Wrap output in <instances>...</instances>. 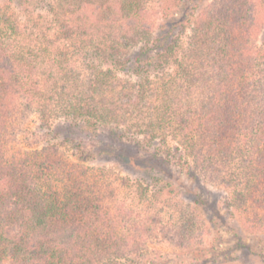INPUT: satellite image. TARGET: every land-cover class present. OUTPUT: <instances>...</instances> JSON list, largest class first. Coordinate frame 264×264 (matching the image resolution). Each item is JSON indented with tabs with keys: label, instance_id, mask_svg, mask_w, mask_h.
<instances>
[{
	"label": "trees",
	"instance_id": "obj_1",
	"mask_svg": "<svg viewBox=\"0 0 264 264\" xmlns=\"http://www.w3.org/2000/svg\"><path fill=\"white\" fill-rule=\"evenodd\" d=\"M51 1L0 0V264H140L132 251L141 248L139 238L152 231L150 225L137 226L130 235L119 234L101 197L64 172L55 144L24 158L8 155L4 137L12 120L18 112L25 115L32 107L41 108L45 101L38 90L40 82L33 77L37 54L27 44H13L25 25L12 16L10 8L29 15L33 8L43 7L55 17L51 20L60 32L76 30L79 23L71 21L78 12L94 15V23L99 24L91 25L96 28L111 23L106 13L116 16L115 22L119 17L126 29L112 40L105 58L136 79L148 76L161 67L162 58L173 55L178 44L175 32L190 21L189 13L176 19L173 6H166L163 22L153 31L141 0ZM261 2L214 0L192 24L194 35L180 63L185 84L175 121L184 146L177 171L183 174L189 204L199 214L186 217L180 231L169 236L177 242L193 241L200 223H214L221 208L230 215L233 207L250 212L248 221L264 224V49L250 44L261 26ZM65 7L71 21L60 19ZM127 46L135 51L124 57L119 49ZM44 51L60 69L63 52L51 55ZM106 73L101 72L97 83L90 80L86 84L87 93L64 105L69 121L61 128L68 127L69 135L63 139L73 141L78 136V149L83 135L95 132L97 122L118 121L114 103L105 101L100 106L93 95L104 89ZM49 133L53 138L63 137L58 127ZM111 134L117 142L126 137L116 128ZM128 148L114 155L138 173L156 177V172H165L173 161L169 150ZM96 151L111 154L115 150L99 147ZM51 178L60 184H45ZM206 181L226 188L223 200L227 207L220 204ZM234 234L239 240L241 234Z\"/></svg>",
	"mask_w": 264,
	"mask_h": 264
},
{
	"label": "rangeland",
	"instance_id": "obj_2",
	"mask_svg": "<svg viewBox=\"0 0 264 264\" xmlns=\"http://www.w3.org/2000/svg\"><path fill=\"white\" fill-rule=\"evenodd\" d=\"M141 1L148 26L153 31L158 30L163 22L162 13L166 6H173V18L178 19L189 13L190 21L185 22L183 29L176 30L178 44L173 55L162 58L161 67L139 79L126 70L117 69L105 58V50L112 40H117L122 30L126 29L120 25L123 23L121 17L120 22L119 17L115 22L116 16L106 13L104 16L111 17V23H101L96 28L99 23H94L97 18L90 12L75 13V21H71L72 15L65 7L60 11V19L71 18V23H79V26L76 30L71 28L73 30L70 29V32H60L51 20L55 17L43 7L33 8L29 15L15 7L10 8L12 16L25 25L13 44H27L37 54L33 77L40 82L38 90L45 101L41 103V108L32 107L28 112L25 111V115L18 112V117L12 120L11 128L4 137L7 153L24 158L32 156L33 151L42 146L55 144L64 172L69 173L72 180L82 182V187L101 197L119 234L130 235L137 226L145 223L150 225L152 231L139 238L143 243L141 248L132 251L142 262L140 264H264V224L248 221L246 215L249 216L250 212H242L235 207L229 210L232 215L221 208V215L214 223L206 220L200 223V230L190 243L169 238L173 232L180 231L186 217L199 214L195 206L189 204L190 199L184 191L187 186L183 184V174L177 171V167L181 168L179 156L183 158L184 146L175 121V110L182 105L181 90L185 80L180 63L194 35L192 24L214 0ZM51 2L56 4L55 0ZM259 10L261 26L253 33L250 44L264 49V0ZM92 23L96 25L92 26ZM45 49L51 55L63 52L60 69H57L49 55H43ZM119 50L120 55L128 57L133 55L135 48L127 46ZM107 70L110 73H106ZM101 72L109 76L101 93H93L94 98L100 106L105 101L113 102L118 108V121L97 122L95 136L91 132L83 135L82 148L78 149V136L73 141L63 139L69 135L68 127L61 128L69 121L64 114V105L80 94L87 93L86 84L90 80L97 83ZM57 127L63 137L53 138L49 131H55ZM115 128L126 136L119 143L110 135ZM97 146L115 151L111 154L99 153L96 151L99 148ZM128 146L134 150L141 146L147 152L158 148L163 152L169 150L173 161L165 172H156V177H152L149 172L138 173L127 169L125 161L121 162L114 155L121 149H130ZM55 180L51 178L45 184H60ZM205 183L220 198V204L227 207L223 200L226 188L220 183ZM236 231L241 234L240 241L234 234ZM224 252L227 253L224 255Z\"/></svg>",
	"mask_w": 264,
	"mask_h": 264
}]
</instances>
